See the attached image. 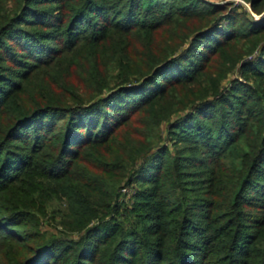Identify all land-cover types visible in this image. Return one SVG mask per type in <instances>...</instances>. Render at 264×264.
<instances>
[{"label":"trees","instance_id":"16d2710c","mask_svg":"<svg viewBox=\"0 0 264 264\" xmlns=\"http://www.w3.org/2000/svg\"><path fill=\"white\" fill-rule=\"evenodd\" d=\"M241 1L258 19L215 0H0V195L52 182L68 231L83 234L13 264H264V0ZM10 67L21 71L8 78ZM33 74L47 81L28 90ZM172 115L169 139L207 159L163 161L167 150L128 131ZM123 182L143 187L137 204L160 213L151 221L161 233L106 221ZM197 182L205 199L189 203Z\"/></svg>","mask_w":264,"mask_h":264},{"label":"rangeland","instance_id":"374dc122","mask_svg":"<svg viewBox=\"0 0 264 264\" xmlns=\"http://www.w3.org/2000/svg\"><path fill=\"white\" fill-rule=\"evenodd\" d=\"M215 1H219V3H234L236 7L241 6L252 17L258 19V17L253 16L250 10V6L244 1L241 0H215ZM43 7L45 9H48L50 5H44L41 6L40 8ZM55 13L58 12L56 11ZM33 29L40 31L44 30L43 28L40 27H35ZM13 67L9 68L12 71V73L11 71L10 73L9 72L4 73L6 77L9 78V75L11 77H14L15 76L14 73L21 71V69H15ZM34 75L35 74H33L32 76ZM235 75L237 76V78L240 77L237 73H235ZM32 76L30 79L33 78V80L32 81L30 80L31 82L27 86L28 90L36 89L41 83L43 84V78L44 80H46L44 74L37 76V78L36 76L34 77ZM224 85L228 86V81H226ZM178 116L180 115H172L168 123L166 121H162V122H158L157 125H150L149 120L147 118L146 120L142 118L140 119V123L142 121L141 127L138 126V123H132L128 131L130 130V133L132 134L135 131H138V133L140 131L141 135H144L145 138H147V142L145 143L146 144L148 143L149 146H152L154 150L153 152H156L157 154H159L161 150L163 151L167 150L169 154L166 156V158H164L163 161H165V159L166 161H171L173 159V156L179 154L187 155L189 157H195L199 159H203V158L207 159V156L205 157L202 154H195V152L187 153L186 149L189 147L188 145L183 143L176 144L175 141L169 139V136L167 134L169 125L170 123H173V120H176ZM144 121L149 127H151V129L148 127L146 129L143 128L145 127L143 126ZM61 124L62 123L60 121L56 122L54 132L59 131ZM6 125L7 124L4 121L1 111L0 133L6 129ZM153 152L151 154H153ZM221 162L229 163L226 159H223ZM140 163L141 161H138L137 166L140 165ZM209 167H211V165H209L206 168L209 169ZM198 179L200 178H197V181H199ZM1 181L2 179H0V183ZM40 185H42V187H39ZM20 186L21 187L17 189L12 188L10 193L0 195V200H2L1 203L3 205L0 206V264H13L17 259L23 260L26 257L27 253L32 252L31 248L43 249L42 247L49 245L47 243L51 241H56L57 239H67L71 241L80 240L83 234L71 233L67 229V224L70 222L68 218L69 217L68 204L65 199L63 198L60 199L58 189L56 190L57 187L53 185L52 182H48V181L40 182V180L37 178H31V180H27V182H24V184H20ZM14 187H17V185L15 184ZM190 187H192L190 189H193L194 193L185 196V199L189 203H191L194 200V198L205 199L204 193H205L206 185L203 184V182H197L194 186H190ZM141 188L143 187L138 186L137 184L124 186V182H123V184L119 186V188L115 193L114 205L117 208V212L108 216L106 221H111L112 219H114L117 223L122 225L123 229L125 230V234L134 231H139L140 233L146 229L150 231L154 229V231L161 233V229L159 230V228L157 227L152 228L153 221H151V219L157 217V215L160 213L158 212L157 215H155V213H150V214L146 213L145 211H147V209L137 204L140 202H137L136 196L140 194ZM38 189L42 191L43 195L40 194V190L38 193L36 192V190ZM24 191L26 192V194L31 195L29 199L30 202L24 201L25 208L20 207V211H15L13 210V208L11 210L9 206L12 207V206H16L17 204H21V203L24 204V202L20 201L21 198L23 197L21 193H23ZM52 192L54 193L57 192L56 193L57 196H54V193ZM166 192L168 193V196L165 201L163 200L164 203L160 206L161 208H164V212H168L171 208H173V206L171 205L173 204V193L172 192L169 193L168 190ZM198 195H203V196H198ZM159 200L158 199L151 200L149 202L150 204L148 205H150L151 208H155L159 204ZM158 207L159 206H157L156 209H158ZM249 211L253 212L254 210L250 209ZM202 212L203 211L201 208H199V210H194L195 215L201 216L200 213ZM192 218L194 217L192 216ZM177 220L180 224L184 220L189 221V217H187L186 220V218L183 217L182 219L181 216L180 217L178 216ZM165 221L169 223L170 225L169 228L173 229V217H170ZM201 224H204L202 220H201ZM164 233H167V231L166 232L164 231ZM170 233H173V231H171ZM186 241L187 243L189 242L191 243L193 240L187 239ZM45 249L48 253H51V248L49 250H47L48 248ZM39 255H41L40 257L42 258L44 256V253H41ZM197 257L193 259V261L196 262L197 264H199V261L202 262V264H220V262L215 257H213L211 260H208L207 262L206 261L203 262V260H201L199 256ZM85 259L86 258L84 257V261H83L84 264H91L88 261L86 262ZM36 260L39 259L37 258ZM81 260H78L77 264H80L82 262ZM41 261L43 260H39L40 262L39 264L42 263ZM107 263H108L107 259L104 258L103 262L99 264H107ZM134 264H138V261L136 259ZM139 264H142V261H140Z\"/></svg>","mask_w":264,"mask_h":264}]
</instances>
